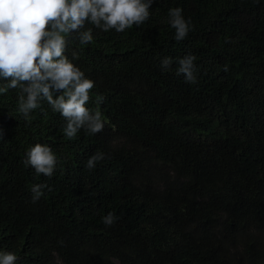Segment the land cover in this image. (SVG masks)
Here are the masks:
<instances>
[{
	"label": "trees",
	"instance_id": "16d2710c",
	"mask_svg": "<svg viewBox=\"0 0 264 264\" xmlns=\"http://www.w3.org/2000/svg\"><path fill=\"white\" fill-rule=\"evenodd\" d=\"M176 6L193 25L182 42L166 22ZM152 11L139 28L73 45L106 97L101 133L68 140L46 104L26 120L15 91L0 96V248L19 264H264V0ZM186 53L194 84L160 69ZM37 142L58 156L51 178L23 163ZM98 150L105 159L87 169ZM33 184L47 185L36 202Z\"/></svg>",
	"mask_w": 264,
	"mask_h": 264
},
{
	"label": "clouds",
	"instance_id": "9594fccd",
	"mask_svg": "<svg viewBox=\"0 0 264 264\" xmlns=\"http://www.w3.org/2000/svg\"><path fill=\"white\" fill-rule=\"evenodd\" d=\"M159 0H0V96L15 91L17 112L30 119L36 111H45L46 104L63 120V136L72 140L82 131L96 135L104 130L106 120L101 105L106 97L93 90L91 79L77 63L79 56L74 44L94 43L96 31L127 33L148 22L152 6ZM167 24L176 42L184 41L193 25L182 7H170ZM196 56L186 53L173 59L165 56L160 69L182 76L187 84L197 82ZM175 65V68L173 67ZM225 72L229 66L224 65ZM95 97V99H93ZM90 103L95 104L93 109ZM2 138V136H0ZM105 159L95 152L85 167L93 170ZM25 167L37 176L51 178L58 156L46 143L30 145L24 153ZM46 184H33L32 201L44 195ZM106 226L117 217L108 212L101 217ZM15 251L0 248V264H19Z\"/></svg>",
	"mask_w": 264,
	"mask_h": 264
}]
</instances>
